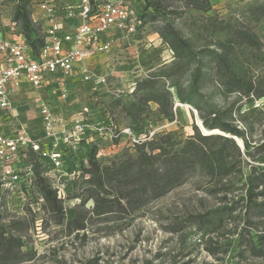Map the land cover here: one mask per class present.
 Segmentation results:
<instances>
[{
	"label": "rangeland",
	"instance_id": "1",
	"mask_svg": "<svg viewBox=\"0 0 264 264\" xmlns=\"http://www.w3.org/2000/svg\"><path fill=\"white\" fill-rule=\"evenodd\" d=\"M162 1L167 8L182 13L176 18L158 15L152 19L153 13L145 16V40L152 47L145 49L133 47L126 52L118 50L111 64L116 68L126 67L128 71L123 75H113L114 77L108 80L106 92L111 97L117 90L126 91L130 80L138 84L155 75L158 84L170 92L173 103L171 117L159 115L158 105L151 102L140 116L141 119L136 124L130 123L121 106L137 104L141 93L134 91L132 94L128 93L119 106H115V100H118L116 97H112L111 101L108 98L103 99L115 123L119 122L121 126L130 130L141 128L142 144L153 142L159 145L161 138L165 136L170 137L173 142L185 141L193 136V126L197 127L200 134L205 135L199 117L201 113L197 112L194 106L179 104L173 87L175 79L167 77L169 69L175 66L177 61L170 55L169 48L157 34L158 28L166 20L172 23L179 34L196 50L204 47L215 49L216 42H225L227 36L217 29L229 25L249 30L264 46V15H260V10L257 9L264 7V0H209L212 8L207 13L184 9L185 5L181 0ZM15 6L16 0H0L1 11L7 19L12 16ZM262 58L264 49L255 52L249 48H237L230 60L234 68L241 70L247 78L262 82L264 78ZM107 63L108 61L105 62ZM137 75L140 77L136 78ZM188 80V75H184L183 86L187 85ZM201 94L199 101L201 115L206 116L209 110L222 113L224 119L230 115V120L244 132L250 146V156L245 155L243 148L239 147L244 163L252 164L254 163L252 157L255 159L261 157L263 163L257 164L264 166V153L256 149L264 142V97L248 99L237 94H225L215 84L203 87ZM100 104L104 105L102 102ZM96 117V121L104 119L99 112L96 113ZM148 131L154 135L148 137ZM217 134H220L219 131ZM136 150L137 148L124 139L118 148L105 150L104 158L94 162L106 166L111 162L122 161L127 156H135ZM148 150L146 146L145 151ZM88 167L89 162L80 167V170ZM87 179L88 176L82 177L80 173L67 189V196L60 198L64 212L61 224H56L60 215L56 211L48 213L41 197H39L41 202L34 206L35 213L31 214L26 211L23 206L24 200L19 196L7 200L2 223L26 220L33 216V229L23 240L26 249L32 250L36 255L34 262L26 264H83L93 258H98L99 264H264V252L253 254L249 250V240L255 242L253 238L255 232L250 231L247 234L241 222L239 224L236 220L238 214L244 213L240 205L228 221L227 227L218 234L206 236L191 223L190 216L205 213L220 204V197L209 193L211 188L209 179L201 174L190 176L180 186L131 216H110L102 220H93L88 225L85 237H81L82 234L78 238L74 235L66 236L63 231L65 223L72 219L73 211L80 201L89 195V185L85 181ZM41 184L53 190L47 180ZM234 187V192L227 197L228 206L244 197V177H237L234 180ZM84 207L91 211L93 202L88 200ZM208 237L217 243L214 255L206 250Z\"/></svg>",
	"mask_w": 264,
	"mask_h": 264
},
{
	"label": "trees",
	"instance_id": "2",
	"mask_svg": "<svg viewBox=\"0 0 264 264\" xmlns=\"http://www.w3.org/2000/svg\"><path fill=\"white\" fill-rule=\"evenodd\" d=\"M181 1L185 5L184 9L207 13L212 8L209 0ZM137 2L138 15L143 26L146 25L145 16L150 15L149 13H153L152 19L158 15L176 18L182 13L167 8L162 0ZM257 9L260 10V15H264V7ZM30 11L31 0H16L12 20L18 24L26 43L35 52L43 40L39 27L30 19ZM217 30L225 33L227 36L225 42H216L215 49L204 47L199 50L192 48L168 20L157 30V34L177 61L175 66L169 69L167 77L175 79L173 87L179 103L194 106L201 114L202 109L199 106L201 89L207 85L215 84L225 94H237L248 99L264 97V78L262 82L247 78L241 70L234 68L231 61L235 49L249 48L260 52L264 49L262 43L249 30L241 27L229 25ZM261 61H264V58ZM184 75H188L189 79L186 86L182 83ZM138 92L141 96L137 104L121 106L130 123L136 124L151 102L158 105L159 115L171 117L173 103L170 92L158 84L155 75L136 84L134 93ZM123 100L125 98L115 100V106H119ZM201 114L199 117L203 129L208 132L217 130L220 134L202 135L197 127L193 126V136L185 141L173 142L170 137L165 136L161 138L159 145L150 142L135 146L137 148L135 156H127L122 161L111 162L106 166H101L90 159L89 167L80 170L82 177L88 176L85 181L89 185V195L80 201L73 211L72 219L65 223L63 231L66 236L74 235L78 238L82 234L81 237H85L88 225L93 220H102L110 216H131L180 186L190 176L201 174L209 179L211 183L209 193L220 197V204L205 213L190 216L191 223L206 236L218 234L227 227L228 221L240 205L244 213L238 214L236 220L239 224L241 222L247 234L250 231L255 232L253 237L255 242L249 240V250L253 254L263 253L264 230L260 229H264V166L257 164L263 161L261 157L257 159L252 157L254 163H244L240 148L232 138L241 141L245 155L250 156V146L244 132L230 120V115L224 119L223 114L215 110H209L206 116ZM132 131L136 135L142 133L141 128ZM146 146L149 148L148 151H145ZM256 149L264 153V142ZM34 171V192L43 199L44 208L48 213L56 211L60 215L56 224H61L64 218L61 199L57 197L55 191L41 184L45 179L41 177L38 164H35ZM239 176L245 180L244 197L228 206L227 197L234 192V180ZM31 198L32 201L36 200L34 196ZM88 200L93 202L91 211L84 207ZM2 204L3 198L0 202V205ZM25 209L29 214L33 213L28 206H25ZM3 212L0 210V264L34 262L35 252L26 249L23 240L33 229V216L30 219L11 220L4 224L1 222ZM207 244L206 250L214 255L217 243L208 237ZM99 262L98 258H93L83 264Z\"/></svg>",
	"mask_w": 264,
	"mask_h": 264
},
{
	"label": "built area",
	"instance_id": "3",
	"mask_svg": "<svg viewBox=\"0 0 264 264\" xmlns=\"http://www.w3.org/2000/svg\"><path fill=\"white\" fill-rule=\"evenodd\" d=\"M138 4L31 0L30 19L43 40L35 52L0 8L1 211L7 209V200L19 196L35 213L41 202L34 192L35 164L57 197L65 198L90 159L104 158L105 150L118 148L124 139L133 147L142 144L141 135L113 121L103 101L125 98L135 89L130 80L126 91L117 90L111 97L106 92L113 75L128 71L111 64L117 51L152 47L145 40ZM18 94L25 98L21 106L15 105ZM98 112L104 119L95 120Z\"/></svg>",
	"mask_w": 264,
	"mask_h": 264
},
{
	"label": "crops",
	"instance_id": "4",
	"mask_svg": "<svg viewBox=\"0 0 264 264\" xmlns=\"http://www.w3.org/2000/svg\"><path fill=\"white\" fill-rule=\"evenodd\" d=\"M12 17V16H11ZM10 19V17L8 18V20ZM7 20V21H8ZM15 99H18V100H16L15 101V105H18V106H21L24 102H25V98H24V96L23 95H21L20 97H19V94H18V96L15 98Z\"/></svg>",
	"mask_w": 264,
	"mask_h": 264
},
{
	"label": "water",
	"instance_id": "5",
	"mask_svg": "<svg viewBox=\"0 0 264 264\" xmlns=\"http://www.w3.org/2000/svg\"><path fill=\"white\" fill-rule=\"evenodd\" d=\"M199 127V126H198ZM200 128H202V127H200ZM205 135H213V134H217V132H214V130L213 131H209V133H204ZM233 140H235L236 142H237V139L236 138H232ZM240 148L242 147L243 148V145L242 144H240L239 145V143L237 144Z\"/></svg>",
	"mask_w": 264,
	"mask_h": 264
},
{
	"label": "bare ground",
	"instance_id": "6",
	"mask_svg": "<svg viewBox=\"0 0 264 264\" xmlns=\"http://www.w3.org/2000/svg\"><path fill=\"white\" fill-rule=\"evenodd\" d=\"M179 104H180V103H179ZM179 104H178V105H179ZM180 105H182V104H180ZM202 131H204L205 133H209L208 131L203 130V129H202ZM214 132H218V131H214ZM238 143H239V145L241 144L239 140H238ZM240 146H241V145H240Z\"/></svg>",
	"mask_w": 264,
	"mask_h": 264
}]
</instances>
